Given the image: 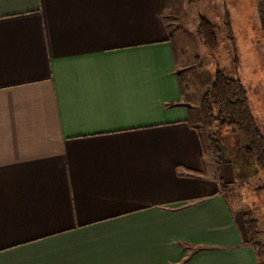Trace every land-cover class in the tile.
Here are the masks:
<instances>
[{"label": "crops", "instance_id": "obj_1", "mask_svg": "<svg viewBox=\"0 0 264 264\" xmlns=\"http://www.w3.org/2000/svg\"><path fill=\"white\" fill-rule=\"evenodd\" d=\"M171 2L0 0V264H259L235 166L205 167Z\"/></svg>", "mask_w": 264, "mask_h": 264}, {"label": "rangeland", "instance_id": "obj_2", "mask_svg": "<svg viewBox=\"0 0 264 264\" xmlns=\"http://www.w3.org/2000/svg\"><path fill=\"white\" fill-rule=\"evenodd\" d=\"M171 1L167 19L177 56L176 71L184 82L183 101L192 105L193 123L200 131L205 167L229 163L235 166L237 183L229 185L225 195L231 205L244 209L250 214L248 219L256 221L260 234L255 239L260 242L262 252L259 261L264 264V189H256L263 179L254 174L252 165L242 162L240 137L237 139L229 127L205 129L199 111V101L212 82L214 71L223 69L227 76L238 78L243 84L250 111L264 136V32L259 26L254 0ZM201 17L215 26L214 51L197 34ZM213 144L219 145L217 157L212 153Z\"/></svg>", "mask_w": 264, "mask_h": 264}, {"label": "trees", "instance_id": "obj_3", "mask_svg": "<svg viewBox=\"0 0 264 264\" xmlns=\"http://www.w3.org/2000/svg\"><path fill=\"white\" fill-rule=\"evenodd\" d=\"M166 1L168 0H165V6ZM225 17L228 19L227 15ZM226 24L229 26V22H226ZM197 34L209 50H215L217 39L215 26L211 22L201 17L197 25ZM179 86L181 95H184L185 87L181 77H179ZM199 111L202 126L205 129L229 127L237 139L240 137L239 149H241V154L244 156V161L242 160V162L247 166L252 165L251 170L254 174H256L258 179H263L261 185L256 189H264V136L250 111L247 93L241 81L238 78L227 76L223 69H216L212 82L201 96ZM197 129L199 130L198 127ZM211 140L214 143L217 142V139ZM219 152V145L213 144V155L217 157ZM228 189L229 185L227 184L221 186L222 192H227ZM245 227L248 241L256 250L259 258L262 252L260 250V242L255 239L260 234L257 229V223L255 220L247 218ZM259 264H261V261H259Z\"/></svg>", "mask_w": 264, "mask_h": 264}]
</instances>
